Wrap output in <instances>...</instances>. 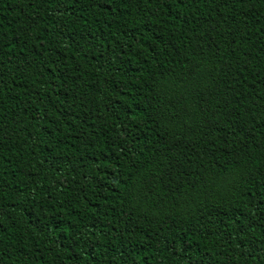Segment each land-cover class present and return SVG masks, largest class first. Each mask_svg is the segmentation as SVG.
<instances>
[{
    "label": "trees",
    "instance_id": "trees-1",
    "mask_svg": "<svg viewBox=\"0 0 264 264\" xmlns=\"http://www.w3.org/2000/svg\"><path fill=\"white\" fill-rule=\"evenodd\" d=\"M0 264H264V0H0Z\"/></svg>",
    "mask_w": 264,
    "mask_h": 264
}]
</instances>
